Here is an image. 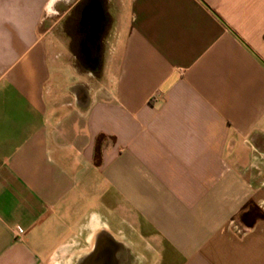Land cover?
<instances>
[{
    "label": "crops",
    "instance_id": "1",
    "mask_svg": "<svg viewBox=\"0 0 264 264\" xmlns=\"http://www.w3.org/2000/svg\"><path fill=\"white\" fill-rule=\"evenodd\" d=\"M0 264H264V0H0Z\"/></svg>",
    "mask_w": 264,
    "mask_h": 264
},
{
    "label": "trees",
    "instance_id": "2",
    "mask_svg": "<svg viewBox=\"0 0 264 264\" xmlns=\"http://www.w3.org/2000/svg\"><path fill=\"white\" fill-rule=\"evenodd\" d=\"M97 156H98V155H97V152H96V158H97Z\"/></svg>",
    "mask_w": 264,
    "mask_h": 264
},
{
    "label": "rangeland",
    "instance_id": "3",
    "mask_svg": "<svg viewBox=\"0 0 264 264\" xmlns=\"http://www.w3.org/2000/svg\"><path fill=\"white\" fill-rule=\"evenodd\" d=\"M86 47H88V46H86Z\"/></svg>",
    "mask_w": 264,
    "mask_h": 264
}]
</instances>
